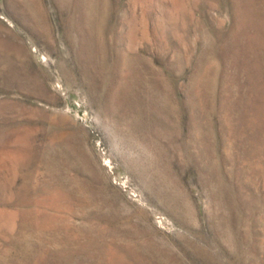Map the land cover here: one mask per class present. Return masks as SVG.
I'll return each mask as SVG.
<instances>
[{"label": "rangeland", "instance_id": "1", "mask_svg": "<svg viewBox=\"0 0 264 264\" xmlns=\"http://www.w3.org/2000/svg\"><path fill=\"white\" fill-rule=\"evenodd\" d=\"M0 264H264V0H0Z\"/></svg>", "mask_w": 264, "mask_h": 264}]
</instances>
